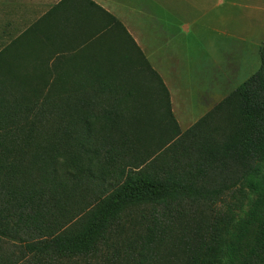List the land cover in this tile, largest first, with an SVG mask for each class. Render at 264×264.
<instances>
[{"label":"trees","instance_id":"1","mask_svg":"<svg viewBox=\"0 0 264 264\" xmlns=\"http://www.w3.org/2000/svg\"><path fill=\"white\" fill-rule=\"evenodd\" d=\"M22 37L52 50L27 74L3 70L20 37L0 49L22 86L0 76V237L42 264H163L165 250L171 264H264V41L256 71L181 130L160 75L93 1L61 0ZM79 40L89 55L51 67ZM109 42L135 54L111 58Z\"/></svg>","mask_w":264,"mask_h":264},{"label":"rangeland","instance_id":"2","mask_svg":"<svg viewBox=\"0 0 264 264\" xmlns=\"http://www.w3.org/2000/svg\"><path fill=\"white\" fill-rule=\"evenodd\" d=\"M229 1L221 0L214 13H207L201 17L200 21L196 19L195 22H197L196 25H199V29L190 26L192 29L188 37L184 35L186 30H174L176 44L173 45V66L164 68V75L171 94V108L181 130H185L190 125L189 123L195 121L259 67V47L264 41V26L262 25L264 15L259 16L251 27L245 26L246 24L242 26L239 21L238 28L231 29L232 26L228 22L229 16L227 15L233 6ZM234 1L241 4L245 1L247 3L248 0ZM55 2L56 0H0V49L13 42L14 38L20 37L17 64L15 66L4 65V72L9 69L17 70L20 67L22 73L30 74L34 67L33 57L45 55L48 49L52 50L50 46L49 48L48 46L38 47L34 39L21 38V36L26 30H31ZM232 10L236 13L241 10V7L234 6ZM213 16L214 18H212ZM104 34L102 40L106 38L111 42H115L119 35H114L115 31ZM120 36L125 37L124 33ZM107 46L108 56L111 58L114 55L119 58L118 54H121L124 49L131 56L135 54L131 42H127L125 45L109 42ZM56 47H66L70 50L61 51L58 54L54 52V57L52 56L50 62H56L57 57H63L62 61L64 62L52 64L51 67L60 68L59 64H70V61L75 60L79 55H89V45L81 40ZM34 49L38 50L36 54L30 52ZM145 49H147L148 57H151V62L154 63L156 56L151 55L150 46L148 45ZM115 50L118 51L115 52ZM156 60L161 64L159 58ZM144 67L146 68L145 62ZM4 72L0 73V76L9 81L11 85L9 88L13 93H19L18 89L22 88L21 82L2 75ZM50 73L52 74V71ZM147 73L146 68L143 74L147 76ZM153 86L156 89L152 84L153 91H156ZM28 94L30 93H25V95ZM156 103L158 104V102ZM139 230L140 228L137 226H132L120 240H134ZM163 254L166 255V260L162 263L171 264L172 254L168 250H165ZM0 264L42 263L35 261L28 245L23 241L0 237ZM50 264H89V261L85 262L75 258ZM90 264H102V262L94 259Z\"/></svg>","mask_w":264,"mask_h":264},{"label":"crops","instance_id":"3","mask_svg":"<svg viewBox=\"0 0 264 264\" xmlns=\"http://www.w3.org/2000/svg\"><path fill=\"white\" fill-rule=\"evenodd\" d=\"M60 1L61 0H56L51 7L58 4ZM91 1L100 6L104 11L113 15L122 24L133 38L135 44L141 49L150 66L160 75L167 88L168 84L166 81L167 79H165L164 68L166 69L167 66H173V45L176 44L174 30H186L184 35L188 37L192 27L199 29V25H196L197 22H195V20L197 19V21H200L201 17L207 13H214L221 3V0ZM229 2H231L233 7H241V10L236 13H234L232 7L231 11L228 13L229 15H227L229 16L228 22H230V26H232L231 29L238 28L237 23L239 21H241L239 24H242V26L246 24L245 26L251 27L259 16L262 17L264 15V0H248L247 3L245 1L241 4L234 0H230ZM87 12H89V9H87ZM212 18H214V16ZM263 22L262 25L264 26ZM145 44L147 45L145 46ZM148 45L150 46L151 55L154 54L156 59L159 58L162 65L157 63L158 61L156 59H154V63L151 62V57H148L146 53L147 49H145ZM197 119H195V121ZM195 121L189 124L191 125ZM190 125H188V127Z\"/></svg>","mask_w":264,"mask_h":264}]
</instances>
